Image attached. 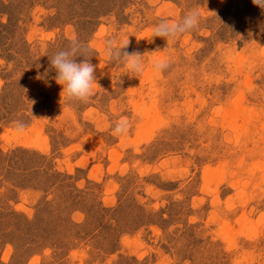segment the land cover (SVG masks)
Masks as SVG:
<instances>
[{"label":"rangeland","instance_id":"rangeland-1","mask_svg":"<svg viewBox=\"0 0 264 264\" xmlns=\"http://www.w3.org/2000/svg\"><path fill=\"white\" fill-rule=\"evenodd\" d=\"M1 1L0 211L10 214H0V264H264V10L252 0ZM193 8L196 30L170 45L151 38ZM112 37L153 53L143 75L108 60ZM73 38L96 66L88 103L69 101L50 63ZM121 117L132 126L116 137ZM137 204L150 221L108 249L91 215L105 206L130 218Z\"/></svg>","mask_w":264,"mask_h":264},{"label":"clouds","instance_id":"clouds-1","mask_svg":"<svg viewBox=\"0 0 264 264\" xmlns=\"http://www.w3.org/2000/svg\"><path fill=\"white\" fill-rule=\"evenodd\" d=\"M252 3L264 10V0H252ZM201 20L198 8L187 11L180 21L161 20L151 29V38L161 37L170 45L176 38L196 30ZM129 38L118 40L112 37L105 42V54L110 62L122 64L126 69L136 76L143 75L146 64L145 57L151 54L141 53L139 51H127ZM91 49L89 46L77 38H73L69 46L57 51L51 58L50 63L56 72V82L62 86L69 101L88 103L94 96V89L100 88L95 76L96 66L90 63V56L87 54ZM165 51H171L166 47ZM83 57L77 63L76 58ZM170 67L168 56H162L153 62V69L157 73H162ZM31 103H35L32 101ZM41 120H48L47 117ZM14 131L17 135H23L27 129L24 121L17 120L13 122ZM131 121L128 117H121L112 126V134L116 137L127 135L131 128Z\"/></svg>","mask_w":264,"mask_h":264},{"label":"trees","instance_id":"trees-1","mask_svg":"<svg viewBox=\"0 0 264 264\" xmlns=\"http://www.w3.org/2000/svg\"><path fill=\"white\" fill-rule=\"evenodd\" d=\"M1 1V0H0ZM3 3V1H1ZM2 5V4H1ZM96 5V4H95ZM102 2L98 0V6H101ZM14 6V5H13ZM11 3L7 4V7H12ZM97 6V7H98ZM6 6L4 5V8ZM6 9V8H5ZM7 12V10L5 11ZM16 13V12H15ZM10 14V13H9ZM97 17V15L94 16V18ZM95 20H90L87 22V24L95 23L93 22ZM6 26V25H5ZM99 205V203H98ZM136 214L130 215V218H122L116 216L115 211H118V209L111 208V207H105L100 206L98 207L93 214L91 215L95 224V227L100 229V233L104 236L105 239V245H107L108 249L113 250L115 248V245L117 243V236L118 234L125 232V231H131L135 228L144 225L146 222L150 221L149 213H145V209L143 206L137 204L136 205ZM1 216H8V213H4L3 211H0ZM11 214H14L15 216H18L15 211H11ZM21 215V214H19ZM22 216V215H21ZM25 222H28L26 218H23ZM128 221H130L128 223ZM1 224V223H0ZM3 225V223H2ZM116 232V233H115ZM37 234V232H36ZM32 238L39 239L42 238L41 235H33ZM22 247H24L22 245ZM24 251H31V248H23Z\"/></svg>","mask_w":264,"mask_h":264}]
</instances>
